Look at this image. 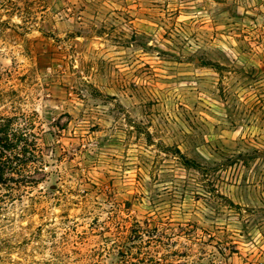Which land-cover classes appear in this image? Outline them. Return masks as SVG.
<instances>
[{"label":"rangeland","instance_id":"374dc122","mask_svg":"<svg viewBox=\"0 0 264 264\" xmlns=\"http://www.w3.org/2000/svg\"><path fill=\"white\" fill-rule=\"evenodd\" d=\"M18 112L0 264H264V0H0Z\"/></svg>","mask_w":264,"mask_h":264},{"label":"trees","instance_id":"16d2710c","mask_svg":"<svg viewBox=\"0 0 264 264\" xmlns=\"http://www.w3.org/2000/svg\"><path fill=\"white\" fill-rule=\"evenodd\" d=\"M34 113L0 114V204L38 184L43 174Z\"/></svg>","mask_w":264,"mask_h":264}]
</instances>
